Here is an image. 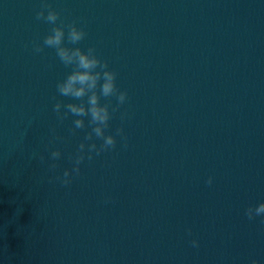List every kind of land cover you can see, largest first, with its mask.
I'll return each mask as SVG.
<instances>
[{
	"label": "water",
	"instance_id": "water-1",
	"mask_svg": "<svg viewBox=\"0 0 264 264\" xmlns=\"http://www.w3.org/2000/svg\"><path fill=\"white\" fill-rule=\"evenodd\" d=\"M57 27L116 74L103 136ZM261 202L264 0H0V264H264Z\"/></svg>",
	"mask_w": 264,
	"mask_h": 264
},
{
	"label": "clouds",
	"instance_id": "clouds-1",
	"mask_svg": "<svg viewBox=\"0 0 264 264\" xmlns=\"http://www.w3.org/2000/svg\"><path fill=\"white\" fill-rule=\"evenodd\" d=\"M41 16L43 13L40 14ZM48 22L54 23L57 20V13L49 11L46 17ZM65 32L63 28H54L52 33L45 39V44L49 47H54L57 50V55L60 60L67 66L75 64V70L72 71L67 77L57 85V90L60 95L71 96L75 98H81L88 96V107L83 104H68L66 107L73 114L82 116L86 114L91 115L92 122L98 126L94 129L98 136H103L102 125H106L110 119V113L108 107L99 103V96L97 94V88L99 87L100 95L105 97L110 96L116 92V74L108 70L106 63L102 64L100 59L92 54V51H83L80 48L70 49L62 47ZM85 36V32L72 25L68 31V38L73 42H79ZM100 70L97 71L96 69ZM102 81V83H101ZM90 93V95H89ZM127 98L126 92L119 93V101L124 102ZM61 105L57 103L55 110L58 112ZM83 120H76L77 127L83 126ZM104 143L106 146H115V138L111 135L104 137ZM84 146L81 145V148ZM92 147H95L94 145ZM59 152H53L52 157L57 158ZM69 172L65 171L63 178L57 177L63 184L69 183ZM211 183V181H209ZM256 215H264V202L259 203L255 207ZM194 247H198V244L194 242ZM253 264H257L253 261Z\"/></svg>",
	"mask_w": 264,
	"mask_h": 264
}]
</instances>
